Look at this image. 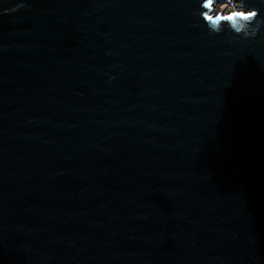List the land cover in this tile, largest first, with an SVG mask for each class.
<instances>
[{
    "label": "water",
    "instance_id": "1",
    "mask_svg": "<svg viewBox=\"0 0 264 264\" xmlns=\"http://www.w3.org/2000/svg\"><path fill=\"white\" fill-rule=\"evenodd\" d=\"M0 264H264V0H0Z\"/></svg>",
    "mask_w": 264,
    "mask_h": 264
}]
</instances>
